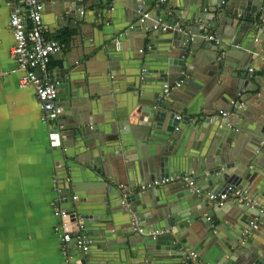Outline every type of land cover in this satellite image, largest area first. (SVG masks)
<instances>
[{"label":"crops","instance_id":"1","mask_svg":"<svg viewBox=\"0 0 264 264\" xmlns=\"http://www.w3.org/2000/svg\"><path fill=\"white\" fill-rule=\"evenodd\" d=\"M71 1L42 0V23L46 36L63 43L61 50L51 55L48 64L51 73L60 80L58 102L62 106V114L68 113L67 117L62 115L60 120L65 131H68L62 139L63 150L55 151L51 149L48 123L42 119L34 89L31 86H18L21 71L18 70L14 58L10 57L13 43L9 26L10 9L6 1L0 2V264H66L60 234L54 230L57 218L52 212V207H61L63 203L59 198V188L61 191L63 187L67 188L72 195L76 194L79 200L78 209L93 208L89 212L96 216L104 213L106 209L114 213L129 211L130 204L126 205L125 201L131 195L133 209H141L140 205L143 203L145 210H149L147 204L152 205L151 209L154 204L149 201L152 193H160L166 199L170 197L166 194L177 192L179 188L195 193L192 188L178 182L139 190V184L150 181L145 179L148 177L145 176L148 175L146 160H151L154 155L155 144L145 139H133L130 146L124 147L105 139L110 133V124L105 126L107 122L102 120L109 118L111 113L131 107L139 98L138 86L146 87L141 90L143 99L152 100L156 91L160 93L163 82H167L166 79L157 81L153 78L158 76L160 68L152 57L162 55L165 44L157 42L150 47L148 38L154 34H158L161 40L172 36V33L154 31L151 28L158 20L166 21L164 14L157 12V7L162 13L166 11L168 17L177 19L181 31L190 36L192 46H196L200 52L190 64V72L183 67L174 76L175 80L184 76L185 81L190 82L185 87V94L194 100V106L191 110L193 112L184 122L181 123L180 119L179 124L182 127L178 126L179 138L171 144L172 149L183 151L187 155H198L197 151L201 152L200 148L205 140V134L203 136L201 131L203 119H214L221 115V110H218L221 106H216L211 112L207 108L214 102L220 87L219 81L210 77L209 83L201 81L205 78V72L212 70L208 54L218 57L224 54L225 51L220 48L225 45L228 47L232 37L229 34L223 35L219 28L207 25L205 28L211 31L214 39L209 40L206 34L202 36L199 32L191 33L195 30L191 12L197 9L200 0H166L164 3L160 0H86L81 5L82 14L79 12L83 19L77 21L73 20L70 13ZM20 8L25 12L24 6ZM199 11L201 14L204 11L209 16L212 15L208 5L203 4ZM143 13H149L146 22L140 21ZM238 17L241 21L239 28L246 20L249 25L253 22L251 18L246 19L241 15ZM262 17L260 14L257 20L261 21ZM180 18L184 22H180ZM232 21L236 22V17ZM80 23L84 33L79 34ZM227 25L231 27L230 22ZM258 34L255 31L256 38ZM195 36L200 37L199 43L194 40ZM200 44H205V47L200 48ZM218 45L217 53L204 49L206 46L216 48ZM239 47L242 48L241 45ZM234 52L243 53L240 50ZM247 65V68L242 66L240 70L234 69L247 73L250 83L260 88V92H253L250 99L242 105L246 112L255 109L264 113V56L251 60ZM143 67L147 68V75H144L147 81L142 83L139 73ZM170 90V93L175 91L176 96L184 93L175 87ZM174 102L176 104L177 101ZM78 114H82L88 121L84 126L85 135L72 133L73 127H78L73 119ZM176 115L183 116L181 112H176ZM115 129H118L117 125ZM237 134L242 135L241 139L235 137L231 143L242 150V147L247 146L248 135L242 132ZM227 148L229 145L225 143V149ZM254 148L252 154L255 157L248 167L260 171L264 167V146ZM182 173H188L186 168L174 170L171 174ZM213 189L214 186L199 194V200L209 201L205 192L216 193ZM230 197L241 201L235 195L231 194ZM67 203L68 200L65 201ZM247 203L255 205V200L248 199ZM181 206L184 207L185 204L182 203ZM260 207L263 210L264 206ZM147 218L149 219L148 213ZM230 221L233 223L223 229L225 240H230L236 234L233 230L234 219L230 218ZM213 222L214 232H205L198 239L203 244V250H192L197 253L194 260L189 257L182 258L187 252L182 247H178V252L172 257L168 250L157 249L153 245L145 246L141 242L133 247V252L137 255H131L128 250L123 249L122 245L125 244H119V241L126 243L124 240L128 233L120 232L118 235L116 231L119 232L120 228L113 229L110 237L114 239V243H107L110 232L103 233V230H99L103 227L101 221L100 224L92 223L86 227L90 231L88 256L92 264H144L151 256L158 259L155 264H215L209 259L206 260L205 254L203 256V253L208 254L209 250H205L213 243L212 233H217L216 229L220 224L215 216ZM142 223L144 225L146 222ZM174 225L179 227L177 223ZM143 229L147 231L146 228ZM185 230L183 227L181 232ZM245 231L244 234L248 232ZM248 236L249 234L246 235ZM252 242L254 245L250 244L251 248H257L264 253L263 224ZM160 247L165 248L164 245ZM67 252L73 258L79 256L74 255V247L67 248ZM77 264H80L79 261Z\"/></svg>","mask_w":264,"mask_h":264},{"label":"water","instance_id":"2","mask_svg":"<svg viewBox=\"0 0 264 264\" xmlns=\"http://www.w3.org/2000/svg\"><path fill=\"white\" fill-rule=\"evenodd\" d=\"M84 1L86 0L71 1L70 13L74 17L73 20L83 19L79 12L82 11L81 5ZM203 4L209 6L211 16L204 11L202 14L200 13L199 10ZM186 7L188 9L187 5ZM156 10L158 13L161 12V15L164 14L165 23L170 25L164 32L172 33V36L161 40L158 34H154L148 38L150 39V47L157 42L165 44L162 55L152 57L156 62V66L158 65L160 68L157 72L158 76L153 78L157 81L166 79V83L171 85L176 81L174 76L177 72H181L183 67L187 71L190 70L188 69L190 64L200 52L196 46H192L189 35L177 31L181 25L177 23L176 18L168 17L167 12L162 13L163 11L159 7ZM260 14L264 18V0H200L197 9L191 12V20L195 29L191 33L199 32L202 36H204L203 34H211L208 28L204 32L199 29V24L203 23L204 26L219 28L223 35L229 34L230 38L232 37L228 47L225 45L220 48L225 51L224 54L219 57L208 54V61L212 64H210L212 70H209L208 73L205 72V78L201 81L202 83H209L210 79L219 81L220 87L216 92L214 102L207 108L211 112L217 108L216 106H221L218 107V110L227 113L225 118L219 115L214 119H203L201 131L203 136L205 134V140L201 148L204 151L200 148L201 152L197 151L198 155H187L183 151L173 150V146H171L179 138L180 119L181 123L184 122L193 112L191 110H193L194 100L185 94L187 89L185 87L190 84L189 81L175 87L178 91H184L182 96H179V94L176 96L175 91L170 93L171 90H169L167 95L162 97L160 93L163 89V82L160 93L156 91L152 100L143 99L140 94L141 90H145L146 87L138 86L139 98L131 107L124 108L120 112L111 113L110 119L106 117L102 120L107 122L105 126L110 124V133L105 139L118 146H130L133 139H145L155 144L154 155L151 156V160L150 158L146 160L148 175L145 176L148 177L143 178L153 180L154 177L167 176L174 170L180 171L186 168V171L196 180V185L202 189L200 194L204 193L207 188L214 186L213 190H216V193L225 192L227 194L228 197L225 203L219 205L218 200L200 201L199 194H193L188 189L179 188L177 192L166 194V196H170L167 199L160 193H152L149 200L154 202L152 209V205L147 204L149 210H145L143 203L140 205L142 210L133 209L131 195L129 199H126L127 202L125 201L126 205L130 204L129 211L121 210L114 213L111 212L112 210L106 209L104 213L97 215V217L89 212L93 208L78 209V196L76 194L72 195L67 188L63 187L62 191L59 192V198L63 202L61 207L68 212L65 219L69 224H72L70 229L75 228L78 222L83 223L89 240L90 231L86 227L92 223L100 224L101 221L103 227L102 229L100 227L99 230H103V233L110 232L107 243H114V239L110 237L113 229L120 228L118 229L119 232L116 231L118 235L128 233L124 240L126 243L119 241V244H125V246L122 245L123 249L128 250L131 255H137L133 252V247L137 242H141L145 246L153 245L157 249L168 250L172 256L178 252V247L186 249L187 252L192 250L201 252L203 244L198 239L205 232H214L215 222H213V216H215L220 224L217 226V233H212L213 243L205 250H209L207 251L208 254L203 253L206 260L209 259L215 264H262L264 262V253L250 246V244L254 245L252 239L259 232L262 224L264 225V208L261 210L260 207L264 206V167L260 171L251 170L248 167L255 157V154H252L254 147L264 146V113H259L255 109L245 111L242 104L250 99L253 92H260V88L250 83L251 80L247 73L235 70L236 68L240 70L242 66L247 68L249 66L247 65L248 62L250 63L251 60L257 58L261 59L264 56V41H262L264 40V21L257 20ZM240 15L246 19H253L252 24L249 25L246 20L244 25L239 28L241 21L238 16ZM233 17H236V22L232 21ZM197 20L199 23H197ZM179 21L184 22L181 18ZM229 22L232 28L235 27L234 29L227 25ZM255 31L259 32L257 38ZM80 32L84 33L81 23L78 24V33L80 34ZM199 38L195 36L194 40L198 42ZM201 44L200 48L203 49L205 44H203L204 46H201ZM172 47H175V49H172ZM218 47L219 45L216 48L206 46L204 49H211L217 53ZM235 50H240L243 53L234 52ZM151 60L150 58L149 62ZM240 64L241 66H239ZM150 65L152 64L150 63ZM146 69L144 67L140 69L139 75L143 79L140 81L142 83L147 81V78L144 79V75H147ZM232 70L234 71L231 72ZM191 73L193 72L191 71ZM110 74L114 76L112 72ZM240 93L242 94L240 95ZM174 101H177L176 104ZM176 112H181L183 116L180 115V118H178ZM67 114L61 112L56 118L46 120L53 151L63 150L62 139L68 134V131H65L60 120L63 117L62 115L67 117ZM73 119L78 127L76 129L73 127L72 133L78 132L85 135L83 132L84 126L87 125L88 121L82 114L74 116ZM116 125L118 129H115ZM105 131H107L106 128ZM239 132L248 135L247 146L242 147V150L231 143L232 140H235V137H238V140L241 139L242 135L237 134ZM225 143H228L229 148L225 149ZM235 189L247 190L250 193H243L241 197H238L241 198V201H238L230 197ZM248 199L255 200V205L247 203ZM67 200L69 203L65 204ZM182 203L185 204L184 207L181 206ZM86 209L87 211H85ZM230 218L234 219L235 227L233 230L236 234L230 240L227 238L225 240L222 233L224 232L223 229H226L225 226L229 227L233 223ZM143 221L146 222L144 225ZM174 223H177L179 227H174L176 226ZM134 226H137V229H134ZM200 226L202 227L199 229ZM141 227L146 228L148 232ZM183 227L186 230L181 232ZM244 230H248V232L244 234ZM247 234H249L248 237H246ZM162 245L165 248L160 247ZM69 247L75 248V256L79 254L74 258L71 255V264H77V261L80 264H92L88 256L89 251L84 252L81 248H78L74 238L67 242V248ZM187 252L182 255V258H186ZM147 259L148 261L144 264H155L156 260L158 262V259L154 256Z\"/></svg>","mask_w":264,"mask_h":264},{"label":"built area","instance_id":"3","mask_svg":"<svg viewBox=\"0 0 264 264\" xmlns=\"http://www.w3.org/2000/svg\"><path fill=\"white\" fill-rule=\"evenodd\" d=\"M3 0H0V2ZM9 5V26L12 31L13 43L10 48V57L14 58L17 68L21 71L18 79L19 87L31 86L34 89L36 99L40 104L43 121L56 118L62 112V106L58 102V87L60 80L54 76L49 69V61L51 55L61 50L63 43L54 38L46 36V30L42 23V0H4ZM166 0H160L165 2ZM21 6L25 7V12L21 10ZM82 14V11H80ZM148 13H143L140 18L141 22H146ZM264 21V18H261ZM170 25L158 20L151 25L154 31H164ZM199 29L205 30V26L199 24ZM181 31L182 28L178 27ZM209 40L215 37L212 34H207ZM184 75V74H183ZM185 81L184 76H180L173 84H163V89L160 96L164 97L172 87H178ZM222 116H226V112L220 111ZM180 118V115H177ZM179 182L193 189L197 194L202 192V189L196 185V180L188 173L171 174L154 178L153 180L143 182L138 185L139 190L152 189L164 184ZM122 186V185H121ZM60 192L61 189L59 188ZM247 190L235 189L232 195L241 197ZM75 197V196H73ZM205 197L209 201L218 200L219 205H223L227 199V194L205 192ZM240 199V198H239ZM124 199L122 203H124ZM52 212L57 218L54 225V230L60 234L61 248L64 251L66 264H71V255L67 252V242L72 238L75 239V244L84 252L88 250V238L85 233V226L78 222L77 226L70 229L69 222L65 219L68 216L67 210L61 207H52ZM75 223V222H72ZM137 229V226H134ZM244 232H246L244 230ZM186 257L195 259L197 253L194 251L187 252Z\"/></svg>","mask_w":264,"mask_h":264}]
</instances>
